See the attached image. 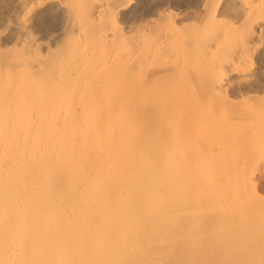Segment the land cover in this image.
Masks as SVG:
<instances>
[{
    "label": "bare ground",
    "instance_id": "bare-ground-1",
    "mask_svg": "<svg viewBox=\"0 0 264 264\" xmlns=\"http://www.w3.org/2000/svg\"><path fill=\"white\" fill-rule=\"evenodd\" d=\"M55 67L80 89L37 87ZM235 127L264 141V0H0V264H264L212 238L240 212L195 221L191 195L166 197L205 184L188 171Z\"/></svg>",
    "mask_w": 264,
    "mask_h": 264
},
{
    "label": "rangeland",
    "instance_id": "rangeland-1",
    "mask_svg": "<svg viewBox=\"0 0 264 264\" xmlns=\"http://www.w3.org/2000/svg\"><path fill=\"white\" fill-rule=\"evenodd\" d=\"M54 76H55V78H54ZM63 76H64L63 79L65 81L64 80L59 81L60 77L58 76V73H57L56 67H55L51 70L49 76H44V77L40 76L39 77V78H43L45 81L42 84L39 83L37 85V87L43 88L47 85H54V84H56V81L58 80V83H61L60 85H62V84L64 85L63 88H61L63 90V92L66 91V92L72 94L73 90L75 91L77 89H80L81 84L78 83V80L76 77H72L71 79H69V75L64 74ZM51 81L55 82V83H52ZM72 86H74V87H72ZM244 97H239L237 99H234L233 101L246 103L245 99L247 98V101H248L249 96H246L245 99H244ZM76 99H77V97L75 96L72 98L73 101L72 100L71 101L74 102V101H76ZM64 105L68 106V103H65ZM92 107H95V105H92ZM216 114H215L217 116L216 118H218L221 123L233 122V125H234L235 123L238 122V120H236V119L234 120L232 118L230 119L229 117L226 118L225 116H222L221 112H216ZM4 116H6V115L4 114ZM222 120H223V122H222ZM81 123L82 124H80V126H79L80 131H86V130H89L91 128L88 126V124L85 123V121L81 122ZM168 123H169V127L174 129L176 127L177 120H174V121L170 120ZM104 126H105L104 129H106L105 133L109 137L122 133V130L119 131L120 128H119L118 124H112V122H109L108 128H107V123ZM113 127L115 128L116 131L113 130L114 129ZM237 129L238 128L235 127V131L232 134L229 133L228 131H225V132L220 131L221 135L218 136L217 141H219V142L223 141L224 148L217 146L215 148V150L212 152V154L210 156V165H209V167L210 166L211 167L209 169H207V168H205V169L192 168V169H190V171H188V173H189L188 176L190 175L192 177H195L197 175H203L204 176L203 177V183L204 182H205V184L207 183L208 187L205 186V184H203V186H200L197 189H195L194 191H191V189H190L191 187L186 182L184 185H182V186L178 187L177 189H175L174 191L170 192L166 197L168 198L167 200H170V201H178V200L183 201L184 198L191 195L194 199V202H195L194 208H197V209L190 210L192 212L191 214H193V215L189 219H192L195 221L198 220L199 218H201L200 217L201 213L203 214V213L209 212V211L217 213L219 210H221V211H219V214H222V216L225 218L228 217V215H232V213L234 214V213L240 212L241 215L238 214L240 216H238V220L234 224H231V223L229 224L226 222H222V223L220 222L219 225L217 224L218 226H215L214 231H215L216 236L212 237L213 240L220 241L224 238H227L231 235L233 236L235 234L236 239H237V237L239 238V239H237V243H235V244H239L240 246H243V247H249L250 246V248L252 246L263 244V247H264V211H262V210H264V203H263V201H264V148H263L264 147V145H263L264 141H263V136L261 135V133L260 134L257 132L245 133L246 131L244 129H242V128L238 129V130ZM110 131H112V132H110ZM111 133H113V135ZM240 134H241V136H240ZM198 142H199V140H197V143ZM247 154H249V155H247ZM221 156H222V158H221ZM234 156H236V157H234ZM229 157H230V159H228ZM243 159L244 160L246 159V160L244 161ZM228 167H229V169H228ZM239 168H242V171H241L242 173H240ZM235 170H236V172H235ZM174 171L175 170L173 169L171 172H168L167 174H165L164 175L165 179H164V177H162L160 179V180H162L161 182H163L162 184H164V183L168 184V183H171V180H173V179L175 180L176 172L174 173ZM204 171L206 173L202 174V173H204ZM219 177H222V179ZM239 177H240V179H239ZM223 178H224V180H223ZM207 179H209V180H207ZM168 180H169V182H168ZM209 181L211 183L214 182L218 185L216 192L212 196L210 195L211 189L209 187L210 186ZM239 181H241V182H239ZM246 184H248V185H246ZM232 187H233V189H232ZM238 189H240V191ZM220 192H221V195H220ZM247 193H249V194H247ZM175 194H177V196ZM206 195L210 196L209 198H211V199L207 200ZM238 195L241 197H238ZM244 197H245V199H244ZM261 203H263V204H261ZM259 204H261V205H259ZM224 205H227V206H224ZM235 205H236V207H235ZM258 205L262 206V207H256ZM199 206H201V207H199ZM203 206H204V208H203ZM181 208H182V210L180 211L181 214L184 213L185 215L188 216L189 211L184 210V205H182ZM243 208H244V210H243ZM205 210H207V211H205ZM252 210H254L255 212ZM180 212L175 213L174 215H177ZM228 212H230V213H228ZM249 216H250V219L252 218L251 220H247V219H249ZM253 220H255V221H253ZM164 221L165 220H163V219L161 220V225L163 226V228L166 227L165 223H167V222L164 223ZM242 223H244V224H242ZM167 224H169V223H167ZM163 228H161L159 231L162 232L164 230ZM173 234H172L173 239L175 237L177 239L178 238L177 234H174V235ZM125 235H127V236H125ZM125 235H122V234L118 235L115 239H113V241L111 242V245L109 247H113V246L118 247L117 245H123L122 242L125 244L127 242L126 240L129 239L130 234L127 233ZM236 239L234 238V240H236ZM97 240H99V242L94 241V242L90 243V245L88 244L89 247L87 246V248H83V250L88 251V253H87V251L82 250L84 252V258L86 261L92 259L93 254L97 253V249L101 248L99 246V244H100V242H102L103 238H98ZM127 244H128V242H127ZM85 252H86V254H85ZM220 252H222V250ZM160 254L163 256L166 255V253L164 254L163 252ZM255 256L263 257L264 256V250L257 251ZM114 259H117V260L123 259V256L118 255L117 257H114Z\"/></svg>",
    "mask_w": 264,
    "mask_h": 264
}]
</instances>
